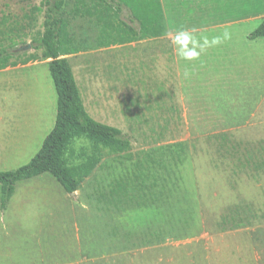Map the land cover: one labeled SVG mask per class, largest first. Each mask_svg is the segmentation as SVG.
<instances>
[{
  "label": "rangeland",
  "instance_id": "374dc122",
  "mask_svg": "<svg viewBox=\"0 0 264 264\" xmlns=\"http://www.w3.org/2000/svg\"><path fill=\"white\" fill-rule=\"evenodd\" d=\"M76 1L64 11L79 51L66 58L86 111L128 136L132 158L103 152L73 196L49 174L16 183L0 209V264H264V39H247L264 0H186L179 28L162 0L160 39L105 48L93 19L71 16ZM195 12L203 27L240 23L193 33L231 38L185 61L169 43L196 25ZM4 16L7 43L29 44L20 53L34 60L0 72V172L31 160L56 113L49 60L36 48L40 0H0ZM176 143L186 147L179 164L158 150ZM88 147L75 141L73 157ZM148 153L166 168L147 164ZM142 170L156 186L138 182Z\"/></svg>",
  "mask_w": 264,
  "mask_h": 264
},
{
  "label": "trees",
  "instance_id": "16d2710c",
  "mask_svg": "<svg viewBox=\"0 0 264 264\" xmlns=\"http://www.w3.org/2000/svg\"><path fill=\"white\" fill-rule=\"evenodd\" d=\"M45 18L43 31L36 41V48L42 50V58L49 60L48 70L56 94V114L52 129L43 139L38 152L31 160L12 171L0 172V209L5 210L18 182L42 174H49L67 194L75 193L81 183L98 167L103 152L125 156L130 160L131 141L114 126L94 120L86 111L67 56L79 49L69 32V21L65 16V0H40ZM34 10L40 11L39 7ZM126 12V13H125ZM74 18L93 19L99 28L96 38L98 48L123 45L137 40L158 37L163 33V8L161 0H77L70 11ZM125 17H122L123 14ZM7 28V17L0 20V70L25 65L34 60L32 55L16 51ZM254 41L264 39V18L247 36ZM84 140L89 147L73 157V143ZM166 149L176 156V163H182L181 155L186 147L176 143ZM184 156V155H183ZM147 164L166 168L161 157L154 160L146 155ZM138 182L149 186L157 184V178L143 170L137 174ZM142 199L136 204L140 205ZM145 204V203H144Z\"/></svg>",
  "mask_w": 264,
  "mask_h": 264
},
{
  "label": "clouds",
  "instance_id": "9594fccd",
  "mask_svg": "<svg viewBox=\"0 0 264 264\" xmlns=\"http://www.w3.org/2000/svg\"><path fill=\"white\" fill-rule=\"evenodd\" d=\"M196 29L180 28L175 31L171 43L175 46L176 55L185 61L198 60L207 49L221 45L231 38L230 32L225 30L221 35H215L209 39L208 36L197 38L193 33ZM188 73L185 72V76Z\"/></svg>",
  "mask_w": 264,
  "mask_h": 264
},
{
  "label": "crops",
  "instance_id": "0c3cea01",
  "mask_svg": "<svg viewBox=\"0 0 264 264\" xmlns=\"http://www.w3.org/2000/svg\"><path fill=\"white\" fill-rule=\"evenodd\" d=\"M184 2V4L183 5H181V3H183ZM185 2H186V0H169V7H170V21H171V23L173 24V23H175V26H177L176 25V23L178 22L177 21V19H178V14H180V11L178 12V10H177V8H179L180 9V5L181 6H183L184 7V10L187 12V8H185ZM161 4H162V0H161ZM187 7V6H186ZM126 13V12H125ZM123 14V16L122 17H125L124 19H126V14ZM182 18L184 19V17L182 16ZM191 20V19H190ZM192 21V20H191ZM193 21L196 23V25H193V26H186L185 28L186 29H196V31L195 32H202L203 30H206L207 28L209 29V28H218L219 26H221V27H234L235 25H237V24H239L240 23V17L239 18H237L236 20H227V21H224V22H220L221 24H215V23H217V22H215L214 24H212L211 26L209 25V24H207L208 26L207 27H203L204 25L202 24V22H201V15H200V13H198V12H195V14H194V17H193ZM203 23H205V22H203ZM186 25H187V22L185 23ZM206 24V23H205ZM177 28H179L178 26H177ZM162 35V34H161ZM161 35L160 36H158V37H153V38H147V39H160L161 38ZM142 40H145V39H142ZM258 40V39H257ZM257 40H254V41H257ZM137 41H140V40H137ZM172 41V40H171ZM171 41H170V45H172L174 48H175V46L171 43ZM134 42H136V41H134ZM134 42H131V43H134ZM131 43H127V44H131ZM231 44V48H232V51L234 52L235 51V44H233V43H230ZM124 45V44H123ZM8 68H10V67H8ZM8 68H6V69H4V70H0V72L1 71H6V70H8ZM56 114V113H55ZM95 120V119H94ZM98 122V121H97ZM100 123V122H99ZM42 126H43V123H42V121H39L38 122V130L39 131H41L42 130ZM11 199V198H10Z\"/></svg>",
  "mask_w": 264,
  "mask_h": 264
},
{
  "label": "water",
  "instance_id": "95a60500",
  "mask_svg": "<svg viewBox=\"0 0 264 264\" xmlns=\"http://www.w3.org/2000/svg\"><path fill=\"white\" fill-rule=\"evenodd\" d=\"M29 49H30V45L27 44V45L19 47L18 49H16V51L20 53V52H23V51H26V50H29ZM71 195L73 196L74 193H72Z\"/></svg>",
  "mask_w": 264,
  "mask_h": 264
}]
</instances>
